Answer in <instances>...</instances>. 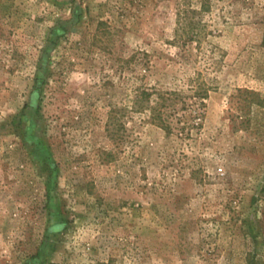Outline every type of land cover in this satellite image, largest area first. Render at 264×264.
Instances as JSON below:
<instances>
[{
  "label": "rangeland",
  "instance_id": "rangeland-1",
  "mask_svg": "<svg viewBox=\"0 0 264 264\" xmlns=\"http://www.w3.org/2000/svg\"><path fill=\"white\" fill-rule=\"evenodd\" d=\"M0 264H264V0H0Z\"/></svg>",
  "mask_w": 264,
  "mask_h": 264
},
{
  "label": "trees",
  "instance_id": "trees-1",
  "mask_svg": "<svg viewBox=\"0 0 264 264\" xmlns=\"http://www.w3.org/2000/svg\"><path fill=\"white\" fill-rule=\"evenodd\" d=\"M179 39L180 40L177 41H180V43L183 45H185L187 41L192 40V38H183V36H180ZM194 90V94L189 97V99L193 101L192 104H189V107L193 108L194 105L203 107V100L207 96L206 88H204V86H201L200 84H197V86L195 84ZM140 98H142L147 103L150 102L152 98L155 99V106H147V108L145 109L150 110V112H152V121L155 122L162 130H164L166 134H171L172 131H177V133L183 132L187 124H184L182 122L181 117L177 118L175 124L173 125L172 123L174 122H172L171 120L172 114L177 113L176 109L174 108L175 103L179 101L180 103H182L183 107H188V104H186L184 98L181 99V95H179V92L174 90H166L162 92L157 88L153 87L150 89H143L141 91ZM198 116L199 114H194L190 117L195 119ZM192 127H194V124H192Z\"/></svg>",
  "mask_w": 264,
  "mask_h": 264
},
{
  "label": "built area",
  "instance_id": "built-area-1",
  "mask_svg": "<svg viewBox=\"0 0 264 264\" xmlns=\"http://www.w3.org/2000/svg\"><path fill=\"white\" fill-rule=\"evenodd\" d=\"M218 171H221V170H218Z\"/></svg>",
  "mask_w": 264,
  "mask_h": 264
}]
</instances>
